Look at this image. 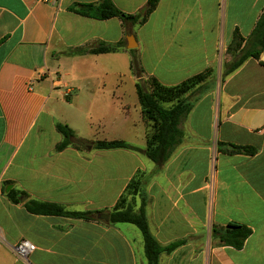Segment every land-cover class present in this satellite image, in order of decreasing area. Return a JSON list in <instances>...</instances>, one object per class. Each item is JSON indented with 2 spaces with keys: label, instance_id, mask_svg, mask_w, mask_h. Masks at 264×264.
Returning a JSON list of instances; mask_svg holds the SVG:
<instances>
[{
  "label": "crops",
  "instance_id": "crops-1",
  "mask_svg": "<svg viewBox=\"0 0 264 264\" xmlns=\"http://www.w3.org/2000/svg\"><path fill=\"white\" fill-rule=\"evenodd\" d=\"M101 1L0 0V264H147L136 226L97 218L110 214L138 171L153 173L145 188L152 233L164 246L188 239L160 264H264V67L250 58L217 80L235 31L253 33L264 0H161L143 26L72 11ZM113 2L137 14L148 0ZM117 43L116 51L91 53ZM82 48L89 51L69 54ZM209 68L216 87L183 122L184 140L161 169L142 152L89 144L145 149L139 80L175 86ZM58 123L88 144L58 151ZM220 142L258 152L222 154ZM12 189L26 200H9ZM31 200L96 220L31 214ZM229 223L253 232L242 250L211 238L214 225ZM23 239L36 247L26 260L13 251Z\"/></svg>",
  "mask_w": 264,
  "mask_h": 264
},
{
  "label": "trees",
  "instance_id": "trees-1",
  "mask_svg": "<svg viewBox=\"0 0 264 264\" xmlns=\"http://www.w3.org/2000/svg\"><path fill=\"white\" fill-rule=\"evenodd\" d=\"M161 0H148L146 6L137 14H127L121 11L113 0H102L99 3L79 4L72 11L89 18L98 20H108L119 18L124 23L143 26L150 16L157 9ZM122 46L121 43L110 45H99L93 48L91 53L113 52ZM87 48L71 50L69 54H86ZM132 53L131 70L140 77L142 74L141 63L137 55ZM227 55L231 57L223 64V74L221 84L226 78L239 69L248 59L253 58L260 62L264 53V12L260 16L253 33L244 38L238 30L235 31L233 40L227 49ZM141 79L137 84V94L141 104L142 115L147 124L146 148L141 149L125 141H96L89 143L96 150H130L142 152L149 160L161 169L173 156L176 149L184 140V132L181 128L183 122L188 118L196 104L216 87L215 70L209 68L205 72L193 76L179 85L165 86L155 78H149L144 84ZM58 132L63 136V140L57 146L58 151L73 146L81 149L86 146L85 141L76 139L74 131L62 123L57 124ZM218 152L227 155L246 154L255 155L258 151L250 146H239L228 143H218ZM153 173L146 174L138 171L135 177L128 184L125 192L119 199L116 206L110 211V224H132L141 232L144 239L145 256L147 264H160L163 254L170 255L188 242V239H181L162 245L152 233L147 216V206L149 197L146 193V185ZM7 197L13 203H21V198L26 194L12 189L7 193ZM138 197L140 205L135 210L133 201ZM133 201H131V199ZM25 208L31 214L63 216L83 220L93 219L95 213L91 212H69L63 206L49 204L35 200L24 203ZM252 230L241 224L229 223L227 226L214 225L211 229V238L220 246L232 247L242 250L246 241L252 235Z\"/></svg>",
  "mask_w": 264,
  "mask_h": 264
},
{
  "label": "built area",
  "instance_id": "built-area-1",
  "mask_svg": "<svg viewBox=\"0 0 264 264\" xmlns=\"http://www.w3.org/2000/svg\"><path fill=\"white\" fill-rule=\"evenodd\" d=\"M44 1L49 2L50 0ZM35 248L36 247L34 244H32L28 240L23 239L13 247V251L20 259L26 260L28 259L29 255L35 250Z\"/></svg>",
  "mask_w": 264,
  "mask_h": 264
},
{
  "label": "rangeland",
  "instance_id": "rangeland-1",
  "mask_svg": "<svg viewBox=\"0 0 264 264\" xmlns=\"http://www.w3.org/2000/svg\"><path fill=\"white\" fill-rule=\"evenodd\" d=\"M223 62L220 61L218 66H217V70H218V74H217V80L220 81L221 79V75L223 73ZM148 81V80H147ZM131 199V198H130ZM131 201H133V199H131ZM133 205H134V208L135 210L138 209L139 205H140V200L138 197L135 198V200L133 201ZM137 229V228H136Z\"/></svg>",
  "mask_w": 264,
  "mask_h": 264
},
{
  "label": "water",
  "instance_id": "water-1",
  "mask_svg": "<svg viewBox=\"0 0 264 264\" xmlns=\"http://www.w3.org/2000/svg\"><path fill=\"white\" fill-rule=\"evenodd\" d=\"M134 39V37H132ZM132 45H129V49H133ZM25 197L21 198V201H25ZM97 218L102 221L110 222V214L109 213H100L97 215Z\"/></svg>",
  "mask_w": 264,
  "mask_h": 264
}]
</instances>
